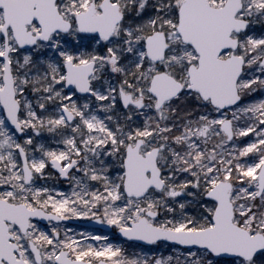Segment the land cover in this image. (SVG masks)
<instances>
[{"label": "snow or ice", "instance_id": "obj_1", "mask_svg": "<svg viewBox=\"0 0 264 264\" xmlns=\"http://www.w3.org/2000/svg\"><path fill=\"white\" fill-rule=\"evenodd\" d=\"M0 264H264V0H0Z\"/></svg>", "mask_w": 264, "mask_h": 264}, {"label": "flooded vegetation", "instance_id": "obj_2", "mask_svg": "<svg viewBox=\"0 0 264 264\" xmlns=\"http://www.w3.org/2000/svg\"><path fill=\"white\" fill-rule=\"evenodd\" d=\"M73 224H79V225H81V226H83V227H89V226H87L86 224L88 223H90V222H72Z\"/></svg>", "mask_w": 264, "mask_h": 264}, {"label": "water", "instance_id": "obj_3", "mask_svg": "<svg viewBox=\"0 0 264 264\" xmlns=\"http://www.w3.org/2000/svg\"><path fill=\"white\" fill-rule=\"evenodd\" d=\"M95 226H99V225H95ZM101 227V226H100Z\"/></svg>", "mask_w": 264, "mask_h": 264}]
</instances>
